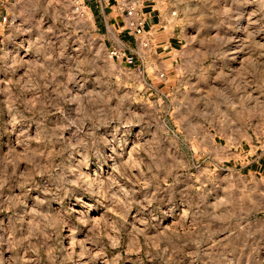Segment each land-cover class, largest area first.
I'll return each instance as SVG.
<instances>
[{
    "label": "rangeland",
    "instance_id": "1",
    "mask_svg": "<svg viewBox=\"0 0 264 264\" xmlns=\"http://www.w3.org/2000/svg\"><path fill=\"white\" fill-rule=\"evenodd\" d=\"M159 1L172 64L0 0V264H264V0Z\"/></svg>",
    "mask_w": 264,
    "mask_h": 264
},
{
    "label": "crops",
    "instance_id": "2",
    "mask_svg": "<svg viewBox=\"0 0 264 264\" xmlns=\"http://www.w3.org/2000/svg\"><path fill=\"white\" fill-rule=\"evenodd\" d=\"M84 1L106 46L121 50L129 62L147 63V47L156 56H161L162 62H177L182 38L175 30L168 31L170 9L162 6L159 0H128L144 18L145 32L141 36L129 26L133 18L123 10L124 0Z\"/></svg>",
    "mask_w": 264,
    "mask_h": 264
},
{
    "label": "built area",
    "instance_id": "3",
    "mask_svg": "<svg viewBox=\"0 0 264 264\" xmlns=\"http://www.w3.org/2000/svg\"><path fill=\"white\" fill-rule=\"evenodd\" d=\"M124 5L122 6L123 10L126 11L127 15L129 17H132L133 19L130 22V28L134 29L135 33L137 35H143L144 34V25L145 21L144 18L141 17V14L138 13L136 6L129 3L128 0H124ZM111 55L113 57L120 58L121 55H123V52H119L118 50L111 51Z\"/></svg>",
    "mask_w": 264,
    "mask_h": 264
}]
</instances>
